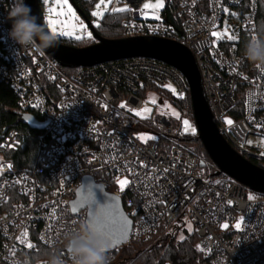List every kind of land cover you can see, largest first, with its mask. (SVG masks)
<instances>
[{
	"label": "built area",
	"instance_id": "built-area-1",
	"mask_svg": "<svg viewBox=\"0 0 264 264\" xmlns=\"http://www.w3.org/2000/svg\"><path fill=\"white\" fill-rule=\"evenodd\" d=\"M149 1L114 0L109 9L129 12L121 25L124 36L165 37L191 50L220 132L264 168V68L250 64L241 47L242 34L258 33V0H249L243 12V0H164L162 8L145 9ZM12 2L0 0V80L14 90L18 109L35 112L45 126L31 163L17 167L0 160V264L26 258L44 264L49 252L71 264L63 238L81 223L89 227L87 209L73 211L72 205L86 176L120 196L133 219L129 239L110 250L111 264H138L136 254L123 259L121 250L133 243L152 247L175 241L189 221L194 232L185 238L197 237L195 264H264V193L205 169L204 155L189 145L199 131L194 123L195 132L184 124L185 111L173 105L178 116L142 115L148 89L185 98L190 91L185 76L147 57L66 73L46 51L21 48L11 39ZM93 12L97 26L101 17ZM213 31L224 35L217 39ZM240 91L244 112L233 118L229 111ZM25 142L16 128L0 134L2 151H18Z\"/></svg>",
	"mask_w": 264,
	"mask_h": 264
},
{
	"label": "water",
	"instance_id": "water-1",
	"mask_svg": "<svg viewBox=\"0 0 264 264\" xmlns=\"http://www.w3.org/2000/svg\"><path fill=\"white\" fill-rule=\"evenodd\" d=\"M70 1L86 21L96 42L83 47H74L58 41V47L45 50L49 55L63 67L95 66L132 57L153 58L175 67L188 82L193 123L199 131L197 141L201 142L216 165L217 170L214 174L226 173L252 190L264 193V168L235 149L220 132L216 118L208 104L197 61L187 46L178 41L154 35L104 37L96 31L91 19L78 8L75 0ZM26 3L31 6L33 14L39 16L41 22H44L39 0H26ZM25 117L31 120L30 117ZM31 125L43 128L45 123L31 121ZM72 205L75 211L87 209V222L90 230H92L91 225L103 223L106 218L120 226L118 230H111L103 236L110 241L111 249L124 244L129 239L133 219L126 213L121 197L107 191L93 177L86 176L83 179ZM98 208H103L104 212L100 213Z\"/></svg>",
	"mask_w": 264,
	"mask_h": 264
},
{
	"label": "trees",
	"instance_id": "trees-1",
	"mask_svg": "<svg viewBox=\"0 0 264 264\" xmlns=\"http://www.w3.org/2000/svg\"><path fill=\"white\" fill-rule=\"evenodd\" d=\"M96 1L97 0L90 3L85 0H75V3L78 8L90 19ZM248 4L249 0H243V4H241L240 8L242 12L248 8ZM39 6L42 13L43 6L40 0ZM129 17V12L127 10L111 12L110 9H108L104 13L103 17L100 18L99 26H95V29L104 37H123L124 34L122 32L121 25L122 22ZM166 20L169 22L174 21L172 17H167ZM256 21L257 32L264 30V0H258ZM58 37V41L62 44L74 47H83L96 42V39L94 37L84 38L80 41H76L73 38H67L65 36ZM247 40L248 37L245 34H242V52H244V45ZM156 90H158L161 94L167 96L170 102L178 109L185 111L193 121L190 91H188L185 98L176 99L170 94L166 93L164 90L158 88H156ZM236 99V106L229 111V115L233 116V118L241 117L244 112V104L241 91L237 95ZM25 116L30 117L31 120H29ZM31 121L41 123L35 112H24L18 109L17 96L14 90L4 80H0V134L3 133L5 129L8 130L11 128H16L26 135V142L23 148L18 151H4L6 159L11 160L17 167L31 163L35 154V149L37 146L36 138L38 137L37 135L40 132V128L32 127ZM198 144L199 146L198 148H196V151L210 159L200 141ZM244 156L250 159L252 162L259 164V161L253 156L249 154H244ZM196 239V235L193 234L179 241L178 243H174V241H171L167 244L162 242V244L147 249L142 253L141 250H143V244L133 243L121 250L122 257H120L126 259L136 254V262H143L144 264H165L166 262H171V264H195L197 252L194 249L193 244L196 242Z\"/></svg>",
	"mask_w": 264,
	"mask_h": 264
},
{
	"label": "clouds",
	"instance_id": "clouds-1",
	"mask_svg": "<svg viewBox=\"0 0 264 264\" xmlns=\"http://www.w3.org/2000/svg\"><path fill=\"white\" fill-rule=\"evenodd\" d=\"M8 19L11 22L8 34L21 48L43 52L58 47V35L53 34L46 22H41V18L33 14L26 0H13ZM244 56L253 66L264 68V30L248 38ZM63 246L71 257V264H111L110 241L94 233L86 223L66 233ZM15 264H32V260L26 258ZM44 264H66V261L61 255L49 252Z\"/></svg>",
	"mask_w": 264,
	"mask_h": 264
},
{
	"label": "rangeland",
	"instance_id": "rangeland-1",
	"mask_svg": "<svg viewBox=\"0 0 264 264\" xmlns=\"http://www.w3.org/2000/svg\"><path fill=\"white\" fill-rule=\"evenodd\" d=\"M114 0H104V4H101V8L97 9L96 5L101 3V0H97L95 3V7H94V12L97 11H103L104 13L109 9V7L111 6V4L113 3ZM40 2L42 3L43 9H42V15H43V19L45 22V17L48 15V8L50 7H55L57 12L63 11L65 13L64 17H60L61 19H65V22L67 24V22L69 20H71V23L75 24L77 26V31L76 34L82 35V39L84 38H88V37H93L91 30L89 29L88 25L86 24V21L82 18L81 14L78 12V10L74 7V5L71 3L70 0H67V3H64V0H59V3H57V0H48V3L45 4L44 0H40ZM159 2V0H151L149 2H146L145 4H150V5H155ZM164 3V0H163ZM107 5V10H105L104 5ZM71 8V12L72 14H74L76 19H71V17L68 14V8ZM150 9H156V8H150ZM56 18V17H54ZM82 26V27H81ZM65 30H71L70 28H66ZM90 34V35H89ZM67 38H74L73 37H69V36H65ZM76 41H80L75 39ZM62 69L67 73H72L75 69V67H62ZM168 93V92H166ZM169 94V93H168ZM144 98H145V109H149L150 111H146L145 113H143V116H149V115H154L156 112L158 111H163V112H169L171 113L173 116H178L179 112L178 110L173 106V104L170 102V100L167 98V96L161 94L158 90L154 91L151 89H148L145 93H144ZM186 113V112H185ZM189 116V115H188ZM184 121H188V128L192 129L193 128V121L190 118H183V122ZM199 140L198 141H190L189 145L191 147L194 148V150H196V148H198L199 146ZM206 159V162L204 164L205 169L210 173V172H215L217 170L216 165L213 163L212 160H210L208 157L204 156ZM1 159H6L5 155H4V151H2L0 149V160ZM194 232V225L189 221L186 223L185 227H184V232L183 233H178L176 240L174 241V243H178L179 241L185 239V236L188 234H192ZM164 243H168V240L165 241ZM156 245H153L152 247H150L149 245H145L141 250V253L147 249L153 248ZM150 247V248H149ZM138 262V261H137ZM138 264H144L143 262H139Z\"/></svg>",
	"mask_w": 264,
	"mask_h": 264
},
{
	"label": "snow or ice",
	"instance_id": "snow-or-ice-1",
	"mask_svg": "<svg viewBox=\"0 0 264 264\" xmlns=\"http://www.w3.org/2000/svg\"><path fill=\"white\" fill-rule=\"evenodd\" d=\"M44 3L47 4L48 0H44ZM57 3H59V0H57ZM64 3L66 4L67 0H64ZM101 4H104V0H101V3L96 5L97 9L101 8ZM163 6H164L163 0H159V2L157 4H155V5L145 4L144 8L145 9H148V8L159 9V8H162ZM104 7H105V10H107V5L106 4L104 5ZM125 10H127V9H122V8H114V9H112V11H114V12L125 11ZM68 14L71 17V19H76L74 14H72L70 7L68 8ZM103 15H104L103 11L93 12V16L103 17ZM64 16H65V13L63 11L57 12L55 7L48 8V15L45 17V22H46L49 30L52 31L53 34L58 35V36H69V37H73L74 36V38L77 39V40L82 39L83 38L82 35L76 34L77 26L75 24L71 23V20H69L67 22V24H66L65 19H61L60 18V17H64ZM54 17H56V18H54ZM97 26H99V24ZM66 28H70L71 30H65ZM212 35L214 37H216L217 39H221L224 34L220 33V32H217V31H213ZM228 38L234 40L235 39V35L233 34V36H230ZM120 107L124 108L125 105L121 104ZM144 111H150V110L149 109H145ZM136 115H138V116L141 115V112L137 111ZM226 123H228L230 125L232 123V121L228 120V121H226ZM184 124L186 126H188V121H184ZM186 130H187V128H186ZM192 131L195 132V129L193 128ZM249 143H251V141H249ZM127 183H128L127 180L121 182V190H123L124 186ZM248 199L249 200H253V199H255V197L252 196V195H249ZM229 203H231V201H229ZM73 211H75V209H73ZM98 211L100 213H103L104 209L103 208H98ZM242 219L243 218H241V222H242ZM241 222H237V224L235 225V227L237 229H239L241 227ZM91 227H92V230H93L94 233H96L98 235H101V236L107 235L111 230H118L120 228L119 225H117L115 222H112V221L108 220L107 218L105 219V221L103 223L94 224V225H91ZM223 227L224 228H228V225L225 224V225H223ZM24 235L26 236L27 233H24ZM28 247L31 248L32 245L28 244Z\"/></svg>",
	"mask_w": 264,
	"mask_h": 264
}]
</instances>
